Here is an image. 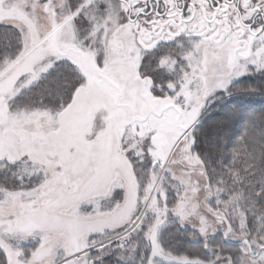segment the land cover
Masks as SVG:
<instances>
[{
    "label": "snow or ice",
    "instance_id": "snow-or-ice-1",
    "mask_svg": "<svg viewBox=\"0 0 264 264\" xmlns=\"http://www.w3.org/2000/svg\"><path fill=\"white\" fill-rule=\"evenodd\" d=\"M264 0H0V264H264Z\"/></svg>",
    "mask_w": 264,
    "mask_h": 264
},
{
    "label": "trees",
    "instance_id": "trees-1",
    "mask_svg": "<svg viewBox=\"0 0 264 264\" xmlns=\"http://www.w3.org/2000/svg\"><path fill=\"white\" fill-rule=\"evenodd\" d=\"M252 107L254 108H261V107H264V104L261 103V100L259 97L255 98V100L252 102Z\"/></svg>",
    "mask_w": 264,
    "mask_h": 264
}]
</instances>
